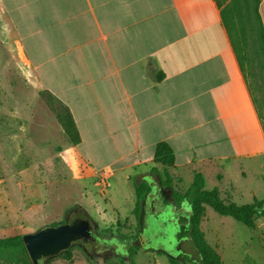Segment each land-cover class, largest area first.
Here are the masks:
<instances>
[{
	"label": "crops",
	"instance_id": "crops-1",
	"mask_svg": "<svg viewBox=\"0 0 264 264\" xmlns=\"http://www.w3.org/2000/svg\"><path fill=\"white\" fill-rule=\"evenodd\" d=\"M229 2L0 0V34L68 109L93 172L149 176L165 142L175 177H229L264 158V50L244 48L243 3ZM248 19L264 38V0Z\"/></svg>",
	"mask_w": 264,
	"mask_h": 264
},
{
	"label": "rangeland",
	"instance_id": "rangeland-1",
	"mask_svg": "<svg viewBox=\"0 0 264 264\" xmlns=\"http://www.w3.org/2000/svg\"><path fill=\"white\" fill-rule=\"evenodd\" d=\"M241 1L242 44L263 51L259 25L246 20L255 0ZM234 44L240 47L238 27ZM258 76L264 78V73ZM64 107L29 79L0 34V238L63 223L69 212L82 208L100 234L116 239L120 255L103 259L95 252L91 257L72 246L69 256L62 253L45 264H172L163 255L141 248L138 241L135 245L129 241L137 235L135 187L140 188L136 184L140 173L130 169L109 176L93 172L74 149ZM150 170L167 180L175 192L186 191L193 181L186 174L175 177L170 166L161 163ZM214 187L226 202L264 200V158L247 160L229 177L206 176L204 189ZM183 206L190 212L188 201ZM198 227L221 264H264V216L256 218L250 228L205 205ZM146 233L148 237L150 231ZM185 249L196 256L189 244ZM0 264L24 263L0 260Z\"/></svg>",
	"mask_w": 264,
	"mask_h": 264
},
{
	"label": "flooded vegetation",
	"instance_id": "flooded-vegetation-1",
	"mask_svg": "<svg viewBox=\"0 0 264 264\" xmlns=\"http://www.w3.org/2000/svg\"><path fill=\"white\" fill-rule=\"evenodd\" d=\"M140 181L147 185L141 201H144L142 231L139 232L137 219V235L129 241L133 242V245L138 241L141 248L163 255L172 264H201L193 244L190 212L185 210L183 203L177 202L174 188L155 173L141 177L136 184ZM76 217L92 219L86 212L76 210L67 215V220L72 221ZM146 231H150L148 237ZM188 244L196 256L185 249ZM73 246L81 247L91 257L95 252L103 259L112 254L120 255L116 249V239L100 234L97 227L88 239L77 240ZM158 249L160 251H157ZM169 254L173 258H170Z\"/></svg>",
	"mask_w": 264,
	"mask_h": 264
},
{
	"label": "trees",
	"instance_id": "trees-1",
	"mask_svg": "<svg viewBox=\"0 0 264 264\" xmlns=\"http://www.w3.org/2000/svg\"><path fill=\"white\" fill-rule=\"evenodd\" d=\"M234 0H231L233 3ZM228 30H234L233 21H225ZM259 30L262 37L264 47V38L259 24ZM243 31V27L241 28ZM264 49V48H263ZM239 61L242 60L238 47H236ZM66 109V123L67 130L74 138V145L79 142V135L74 125L72 116L68 109ZM72 130V131H70ZM154 162L161 163L166 166L173 165V151L165 142L158 143L154 151ZM204 177L200 172H195L191 186L184 192H175L178 203L188 201L190 204V221L192 224V237L195 249L198 252L201 264H221L219 255L207 243L203 232L199 229L198 224L205 205L211 207L217 214L222 216H229L233 219L243 223L245 226L252 228L256 218L264 216V200H255L252 203L235 204L234 202H226L219 196V191L216 187L211 189H204ZM135 187L136 193V207L135 218H139L141 201L143 194L147 190V185L144 182L139 183ZM77 211L85 212L82 208H77ZM73 212V211H72ZM75 212V211H74ZM132 238V237H131ZM63 255L69 256V250H65ZM0 260L8 262H21L24 264H32L26 248L23 244L21 235H13L0 238Z\"/></svg>",
	"mask_w": 264,
	"mask_h": 264
},
{
	"label": "water",
	"instance_id": "water-1",
	"mask_svg": "<svg viewBox=\"0 0 264 264\" xmlns=\"http://www.w3.org/2000/svg\"><path fill=\"white\" fill-rule=\"evenodd\" d=\"M143 213L144 201L138 218L139 232L142 231ZM96 227L97 224L92 219L76 217L68 221L66 217L63 223L43 225L34 232L22 234L21 238L32 264H45L72 247L77 240L88 239L95 232ZM168 256L173 258L170 254Z\"/></svg>",
	"mask_w": 264,
	"mask_h": 264
}]
</instances>
